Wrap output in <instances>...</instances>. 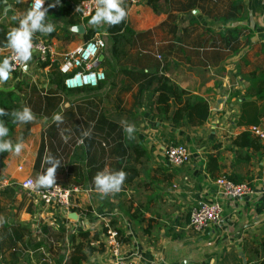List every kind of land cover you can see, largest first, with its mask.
<instances>
[{"label":"crops","instance_id":"crops-1","mask_svg":"<svg viewBox=\"0 0 264 264\" xmlns=\"http://www.w3.org/2000/svg\"><path fill=\"white\" fill-rule=\"evenodd\" d=\"M30 2L0 0V61L7 58V34L18 26L15 18L31 9ZM69 4L70 0L44 2L48 8L46 23L54 25L50 35H34L49 47L44 61L57 67L61 54L88 39L87 30L95 29L92 35L101 34L106 47L100 51L97 64L105 71L100 107L114 122L123 125L126 121L135 126L131 139L146 156L140 158L141 164L133 166L137 175L120 192L102 198L97 192L79 190L75 196L71 194L68 207H45L19 187L24 179L36 178L31 167L45 120L39 118L32 123L28 135L20 140L24 144L21 154L7 152L0 171V264H65L68 236L85 230L98 234L103 250L82 264H106L111 255L101 229L108 222H113L126 240L120 243L119 257L136 264H257L264 256V195L260 193L264 175V107L251 87L253 80L264 75V0H203L202 4L198 0H158L156 12L145 0L126 5L128 28L133 32L150 30L153 41L169 51L160 54L164 64L156 72L207 102L209 115L196 127L174 126L157 113L153 99L147 98L148 91L137 92L142 83L132 81L134 75L154 72V68L128 63V59L135 58L133 50L124 56L125 64L117 63L107 52L106 24L93 26L79 16L77 22L69 24L63 13ZM236 4L240 5L237 20H221L219 16ZM233 27L239 28L237 50L232 53L220 48L223 56L213 60L217 50L209 45L216 43L221 30ZM44 61H39L33 52L27 68L15 71L6 82L16 81L14 86L4 88L5 84H0V90L14 92L20 102L23 96L17 85L22 91L31 83L44 90L51 69L39 65ZM36 73L45 75V81H22V77ZM249 101L262 109V115L256 125L246 126L238 121L242 115L244 122L253 118L242 111V104ZM17 130L15 127V137ZM242 131L256 137L260 147L233 145L232 140ZM171 143L185 146L189 154L186 164L166 165L164 151ZM208 154L218 158L219 177L248 183L252 194L239 199L220 197L214 181L204 171ZM213 203L219 205L220 220L192 232L187 227L190 210ZM134 211L141 221L127 217Z\"/></svg>","mask_w":264,"mask_h":264},{"label":"trees","instance_id":"trees-1","mask_svg":"<svg viewBox=\"0 0 264 264\" xmlns=\"http://www.w3.org/2000/svg\"><path fill=\"white\" fill-rule=\"evenodd\" d=\"M80 1L70 0V4L63 9L69 24L78 21ZM193 1L196 2L197 0ZM198 1L202 4L203 0ZM157 2L158 0H145L153 12L157 10ZM122 7L126 11L124 2ZM239 11L240 5L236 4L230 7L227 13H223L219 17L221 20H237L236 14ZM90 19L91 16L86 18V20ZM238 29L233 27L219 32L216 43L209 45L217 50L212 55L213 60H219L223 56L218 51L220 48H227L232 53L237 50L239 44L236 40L239 34ZM95 31V29L87 30L85 38L89 39ZM105 32L109 42L107 52L117 63L125 64L127 59H124V56L127 51L133 50L135 58L128 59V63L154 68V72L134 75L132 81L142 83L138 86L137 92L140 94L148 91L147 98L153 99L157 113L178 127L184 125L196 127L206 121L209 110L207 102L203 98L189 95L187 91L171 83L167 77L156 72V69L162 63L164 64L160 54L169 51L166 47L162 48L153 41L150 30L133 32L124 20L114 27L106 24ZM199 45H204V43L200 42ZM167 47L171 50V45ZM48 63V61H44L39 65L44 67ZM48 66L51 69L47 73V87L44 90L36 88L32 83L26 91H22L20 85L16 86L19 87L17 89L19 94L23 96L21 102L14 92L0 90V109L9 113V115L0 116V121H3L9 128L7 138L11 139L13 143L23 140L28 135L29 126L32 123H37L39 118L45 120L39 134V142L31 167L32 175L37 177L46 170L48 165L42 164V161L45 156L51 154L61 162V167L57 169L56 175L61 177L59 186L63 189L96 192L93 178L103 170H124L129 173L124 185L131 183L137 175V170L133 166L141 164L140 158H145L146 154L134 140L128 137L122 124L116 123L104 115L106 109H101L102 101L96 97L97 93L104 88V83H98L96 87L66 90L62 86V75L57 71L56 65L49 64ZM251 90H253L256 99H261L264 107V75L252 81ZM80 93L89 95L72 99L66 107L60 109V104L66 96ZM242 105H245L242 109L243 112L245 111V115L247 117L253 116V118L244 122L242 115L238 123H244L246 126L256 125L258 118L262 115V109H258L254 105V101L244 102ZM25 106L31 108L36 120L27 125L14 123L11 113L19 111ZM55 114H61L64 117L63 123L59 126L53 122L52 118ZM15 127L18 129L17 137L13 136ZM86 132L89 133L88 136L83 135ZM65 137L67 142H65ZM76 142H79L80 145H76ZM232 144L240 148L257 149L260 147L258 139L248 131L239 133L232 140ZM6 155L7 152L0 153V171L3 168V158ZM217 161L216 156L211 154L206 156L204 171L213 181L219 178ZM72 211L78 212L77 209H72ZM88 214L86 213V215ZM136 214L137 211H134L133 214L127 213V217L131 221H141ZM108 226L115 231L119 243L126 241L122 239V232L114 226L113 222H108ZM101 234H105L104 228L101 229ZM67 249L65 264H82L95 253L103 250L102 244L98 240V234L88 230L70 234ZM14 260L16 261V257ZM257 264H264V256L259 259Z\"/></svg>","mask_w":264,"mask_h":264},{"label":"built area","instance_id":"built-area-1","mask_svg":"<svg viewBox=\"0 0 264 264\" xmlns=\"http://www.w3.org/2000/svg\"><path fill=\"white\" fill-rule=\"evenodd\" d=\"M139 0H124L126 5L136 4ZM34 4V0L30 2V8ZM79 17L85 19L95 12L94 0H81L79 3ZM35 45L34 51L38 56L39 61L46 60L49 54V47L45 40L33 38ZM105 48V42L101 34H94L89 39L85 40L75 49L61 54V59L58 63L57 70L62 75V86L66 90H74L83 87H96L97 84L105 79L104 73L93 64L98 60L100 51ZM7 58H11L12 52L7 47ZM158 58V56H156ZM22 67L17 66L13 71L21 70ZM12 73V74H13ZM256 135H260L256 127H252ZM166 165L168 167H179L188 162L189 154L182 144L171 143L166 146L164 151ZM36 179V178H35ZM32 178L24 179L20 184V189L37 198V200L45 207L58 206L66 208L69 205L70 196L75 191L63 189L59 185L51 188L35 189L29 184V181H35ZM218 195L225 199H239L245 195H251L252 192L248 183H234L226 178L219 177L214 181ZM261 191L264 195V175L260 179ZM1 188V185H0ZM221 210L217 203L201 204L188 214L187 227L192 232H200L207 226L215 224L220 220ZM105 242L104 245L109 250L111 259L106 264H136L133 261L121 259L119 257L120 243L117 241L115 231L104 224Z\"/></svg>","mask_w":264,"mask_h":264},{"label":"clouds","instance_id":"clouds-1","mask_svg":"<svg viewBox=\"0 0 264 264\" xmlns=\"http://www.w3.org/2000/svg\"><path fill=\"white\" fill-rule=\"evenodd\" d=\"M45 0H34L32 8L22 17L18 19V26L13 28L7 34V44L12 52L11 58H5L0 61V84L6 83L16 69L17 66L27 68L28 62L32 59L35 45L33 38L35 33L39 32L45 35H50L54 31V25L46 23L48 8L44 7ZM124 0H94L95 12L91 15L89 23L93 26L107 24L110 27L118 26L127 17V12L122 7ZM59 0H57V4ZM50 5L49 7H54ZM9 115L4 109H0V116ZM13 122L27 125L36 120V116L31 108L25 106L22 110L13 111L11 113ZM53 122L59 126L63 123L64 117L61 114L53 116ZM123 130L131 139L135 132V126L124 122ZM9 135V128L3 121H0V153L9 152L13 155L19 156L24 148L22 141L13 143L7 138ZM88 136L89 133H84ZM65 142L67 138L65 137ZM42 164L48 165L46 170L39 174L35 181H29V184L35 189L51 188L56 185V171L61 167L59 159L51 154L43 158ZM129 173L120 171L103 170L98 172L93 178L94 188L101 197H107L121 191L124 182L128 178ZM3 218H0L2 222Z\"/></svg>","mask_w":264,"mask_h":264},{"label":"rangeland","instance_id":"rangeland-1","mask_svg":"<svg viewBox=\"0 0 264 264\" xmlns=\"http://www.w3.org/2000/svg\"><path fill=\"white\" fill-rule=\"evenodd\" d=\"M105 47H106V45H105ZM113 63V62H112ZM107 66H110V64H107ZM104 68V67H103ZM102 70V72L104 73V76H105V71H104V69H101ZM35 81L36 83H41L42 81H45V75H43L42 73H36V74H32V76H29L28 78L27 77H22V81H24V82H26L27 80H29V81ZM16 81H13V80H11V81H9L8 83H4L5 84V86L3 85V84H1V85H3V87L5 88H11V87H13L14 86V83H15ZM87 95H89V94H86V93H80V94H78V95H75V94H72V95H68V96H66L65 97V99H64V101L60 104V109L62 110L64 107H66L68 104H69V102H70V100H72V99H78V98H81V97H84V96H87ZM91 95H95V94H91ZM90 95V96H91ZM96 97H98L99 98V92L97 93V96ZM101 107H103L102 105H101ZM21 109V108H20ZM22 110V109H21ZM76 145H80V143L79 142H76ZM28 166V163H26L25 164V166L24 167H27ZM32 172V171H31ZM31 178V177H30ZM32 179H35V178H33L32 177ZM62 179H61V177L59 178V176L58 175H56V184L57 185H59L60 184V181H61ZM76 192H79V190H77V189H75V191H73V196H75L74 195V193H76ZM85 207V206H84Z\"/></svg>","mask_w":264,"mask_h":264},{"label":"water","instance_id":"water-1","mask_svg":"<svg viewBox=\"0 0 264 264\" xmlns=\"http://www.w3.org/2000/svg\"><path fill=\"white\" fill-rule=\"evenodd\" d=\"M98 60H100V57L98 58ZM98 60L93 64L94 67H97V64L99 62Z\"/></svg>","mask_w":264,"mask_h":264}]
</instances>
